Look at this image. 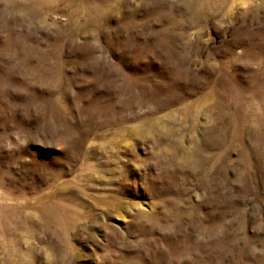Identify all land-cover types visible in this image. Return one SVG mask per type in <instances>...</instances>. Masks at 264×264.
<instances>
[{"label":"rangeland","instance_id":"obj_1","mask_svg":"<svg viewBox=\"0 0 264 264\" xmlns=\"http://www.w3.org/2000/svg\"><path fill=\"white\" fill-rule=\"evenodd\" d=\"M0 264H264V0H0Z\"/></svg>","mask_w":264,"mask_h":264}]
</instances>
